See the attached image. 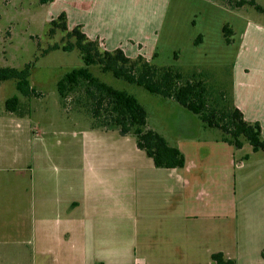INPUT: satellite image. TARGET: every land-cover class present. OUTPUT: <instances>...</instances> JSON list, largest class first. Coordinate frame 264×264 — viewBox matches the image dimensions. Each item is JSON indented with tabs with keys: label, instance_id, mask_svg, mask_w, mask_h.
Segmentation results:
<instances>
[{
	"label": "rangeland",
	"instance_id": "obj_1",
	"mask_svg": "<svg viewBox=\"0 0 264 264\" xmlns=\"http://www.w3.org/2000/svg\"><path fill=\"white\" fill-rule=\"evenodd\" d=\"M143 1L146 9L151 7L149 0ZM256 2L264 5V0ZM62 6L67 7L60 0H0V67L20 68L35 60L29 79L36 90L26 98L13 80L0 81V264H42V256L33 252L34 236H42V203L47 202L49 214L51 202L45 198L59 187L64 195L72 182L84 208L92 203L98 207L97 215L109 219L111 237L132 239L139 201L136 173L155 169L136 147L133 135L93 128L84 107L61 100L56 81L83 65L77 50L43 53L55 43H66L64 32L48 33V22ZM228 6L223 0H167L156 28V54L150 59L157 65H173L184 75L202 74L214 92L223 90L228 98L234 93H260L249 106L264 137V14L249 5ZM131 20L126 17L122 22L125 29ZM152 22L150 17V29ZM224 25L231 29L229 42ZM100 47L106 49L101 43ZM90 70L138 100L147 113L146 127L184 154L181 172H188L182 173L194 187L203 184L208 193L202 198L222 203L228 225L224 230L233 241L216 239L211 250L230 249L235 264H264V153L252 151L247 141L238 149L229 145L219 129L205 126L171 98L102 73L97 66ZM13 95L19 96V113L5 107ZM91 175L96 177L92 187ZM162 196L157 193L154 200ZM202 252L188 263L210 262L209 254Z\"/></svg>",
	"mask_w": 264,
	"mask_h": 264
},
{
	"label": "crops",
	"instance_id": "obj_2",
	"mask_svg": "<svg viewBox=\"0 0 264 264\" xmlns=\"http://www.w3.org/2000/svg\"><path fill=\"white\" fill-rule=\"evenodd\" d=\"M60 1L67 5L61 11L66 13L68 27L81 25L90 39L98 38L106 49L120 47L127 56L142 54L148 59L156 54V28L167 0H149L148 9L143 0ZM126 17L132 20L125 29L122 22ZM256 97L260 93H234V104L246 120L257 121L249 106L251 98ZM181 169L155 167L136 173L135 193L139 201L132 217L133 238L126 240L111 237L109 219L96 214L98 207L89 203L84 208V202L75 198L73 182L64 189V195L59 187L54 196L45 198L51 202L49 214L47 202L42 203V236L33 238L37 239L34 255L42 256V264H193L188 259L199 257L203 250L211 256L214 251L210 244L216 239L233 241L229 230H224L228 225L227 221L224 223L223 205L205 201L202 196L208 192L203 184L197 182L194 187L182 173L188 172ZM95 178L91 175V187ZM191 189H196V193H191ZM157 193L163 195L162 200H154ZM218 251L233 259L230 249ZM207 264H213L212 260Z\"/></svg>",
	"mask_w": 264,
	"mask_h": 264
},
{
	"label": "trees",
	"instance_id": "obj_3",
	"mask_svg": "<svg viewBox=\"0 0 264 264\" xmlns=\"http://www.w3.org/2000/svg\"><path fill=\"white\" fill-rule=\"evenodd\" d=\"M40 1L47 3L52 0ZM223 3L232 9L249 5L264 14V5L256 0H223ZM56 31L65 33L66 43H55L44 49L43 53L58 48L63 51L77 50L83 61L82 66L71 68L56 81L61 100L65 103L69 99L74 106L84 107L92 120L93 128L116 129L122 136L133 135L136 147L152 160L156 168H182L185 156L160 133L146 127V110L132 94L107 84L92 73L91 67L97 66L102 73H110L113 77L141 86L150 93L175 100L197 115L205 126L219 129L222 140L237 149L247 141L252 151L264 153L260 123L246 120L233 99L228 98L223 90L214 92L202 74L184 75L175 66L157 65L142 54L127 56L120 47L102 49L99 39H90L81 25L69 28L64 11L48 22V33L52 35ZM223 31L225 40L229 42L231 29L224 25ZM34 61L27 62L20 68L1 66L0 81L13 80L20 96L29 98L35 95L36 90L29 79ZM19 102V96L13 95L5 100V107L10 112L19 113ZM261 256L264 258V245ZM210 258L213 264H234V260L226 258L221 251L212 253Z\"/></svg>",
	"mask_w": 264,
	"mask_h": 264
}]
</instances>
